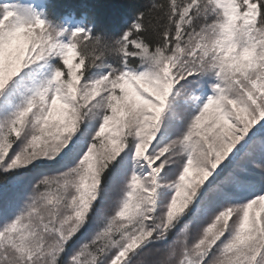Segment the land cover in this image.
Returning <instances> with one entry per match:
<instances>
[{"label":"snow or ice","instance_id":"obj_1","mask_svg":"<svg viewBox=\"0 0 264 264\" xmlns=\"http://www.w3.org/2000/svg\"><path fill=\"white\" fill-rule=\"evenodd\" d=\"M0 0V264H264V0Z\"/></svg>","mask_w":264,"mask_h":264},{"label":"trees","instance_id":"obj_2","mask_svg":"<svg viewBox=\"0 0 264 264\" xmlns=\"http://www.w3.org/2000/svg\"><path fill=\"white\" fill-rule=\"evenodd\" d=\"M61 2L70 4H79L83 2L93 3L97 5V11L101 16V19L110 18L113 13L118 10L114 7V5L117 3V0H61Z\"/></svg>","mask_w":264,"mask_h":264}]
</instances>
